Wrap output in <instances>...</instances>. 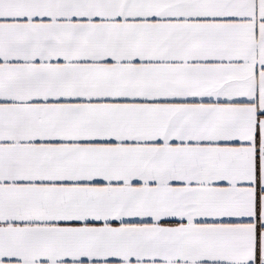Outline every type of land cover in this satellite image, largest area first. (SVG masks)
Instances as JSON below:
<instances>
[{
  "label": "crops",
  "instance_id": "crops-1",
  "mask_svg": "<svg viewBox=\"0 0 264 264\" xmlns=\"http://www.w3.org/2000/svg\"><path fill=\"white\" fill-rule=\"evenodd\" d=\"M0 264H264V0H0Z\"/></svg>",
  "mask_w": 264,
  "mask_h": 264
}]
</instances>
